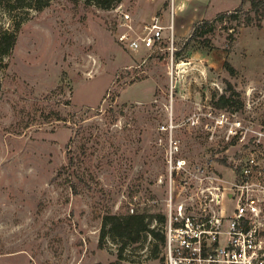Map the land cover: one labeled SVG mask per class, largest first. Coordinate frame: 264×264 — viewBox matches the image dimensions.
<instances>
[{
	"label": "rangeland",
	"instance_id": "rangeland-1",
	"mask_svg": "<svg viewBox=\"0 0 264 264\" xmlns=\"http://www.w3.org/2000/svg\"><path fill=\"white\" fill-rule=\"evenodd\" d=\"M241 2H184L174 19L173 53L169 30L152 51L124 49L114 9L75 7L69 0H52L40 10L0 6V28L20 22L17 44L0 68V264L116 261L120 242L106 238L100 246L102 216L106 209L125 214L145 207L164 214L170 135L188 162L211 160L230 176L245 150L227 142L225 130L214 129L205 116L219 113L211 98L224 92L226 81L244 102L236 114L226 112L229 118L252 126L247 140L264 133V20L261 27L244 25V14L240 25L214 21ZM121 5L139 23L160 14L163 25L170 24L168 0ZM207 20L213 21L210 32L191 37ZM195 114L201 116L196 127L190 125ZM262 147L248 152L260 156L264 169ZM69 150L77 158L70 179L60 171ZM123 257V264H159L164 245L148 235Z\"/></svg>",
	"mask_w": 264,
	"mask_h": 264
},
{
	"label": "built area",
	"instance_id": "built-area-1",
	"mask_svg": "<svg viewBox=\"0 0 264 264\" xmlns=\"http://www.w3.org/2000/svg\"><path fill=\"white\" fill-rule=\"evenodd\" d=\"M168 1V26L163 25L160 14L139 23L123 5L115 7L117 42L130 52L152 51L163 43L164 30H169L168 49L173 53L177 8L191 0H182L179 7L176 0ZM227 111L220 110L214 115L209 110L205 116L214 121V129L225 130L227 142L235 141L245 150L233 161L228 177L211 160L188 162L179 155V141L172 135L169 137L166 221L163 225L154 221L150 226L165 236V264H264V169L260 156L248 152L252 146L263 148L264 133L259 132L252 142L247 140L252 126H244L236 115L231 120ZM200 117L195 114L190 125L198 126ZM174 128L171 120L165 130L171 133Z\"/></svg>",
	"mask_w": 264,
	"mask_h": 264
},
{
	"label": "trees",
	"instance_id": "trees-1",
	"mask_svg": "<svg viewBox=\"0 0 264 264\" xmlns=\"http://www.w3.org/2000/svg\"><path fill=\"white\" fill-rule=\"evenodd\" d=\"M52 0H0V6H6L9 10H40L43 6L50 3ZM73 3L75 7L82 5L84 8L97 7L102 10H113L122 0H69ZM244 14L243 24L246 26L256 23L258 27L262 26V21L264 20V0H242L238 8L219 14L214 21L220 23H232L236 22L238 25L241 24L240 17ZM213 21H204L198 25L194 26L191 37H203L211 30V25ZM20 26V22L17 21L14 24L12 30L0 28V68H5V59L9 57L14 50L18 35L17 30ZM226 31L232 29L231 25H226L224 27ZM233 40V36H229ZM208 38H205L202 42L208 43ZM226 69L230 74L234 75V68L226 63ZM211 105L213 108L218 110H233L239 111L244 108V102L241 97V93L232 85L231 82L226 81V89L223 93H214L211 98ZM56 121H63L66 125L69 121L68 118L64 117L62 114H56ZM71 128V127H70ZM73 141V136L69 138L67 148H69L70 143ZM68 164L64 165L60 171L67 170L70 175L74 174V168L76 167L77 158H75L72 153L68 152ZM73 171V172H72ZM71 175L68 176V179ZM70 187L75 190L77 189V184L74 181H70ZM152 221H157L158 224L163 225L166 221V216L157 211H153L152 207H145L141 210L135 209L133 212H126L125 214L113 213L111 210L106 209L102 216V225L100 233V246L105 242L106 238H111L113 241L120 242V247L118 249V258L116 261L110 264H123V253L128 248L129 245L133 243L141 242L148 235L152 236L160 244L164 245L165 236L162 231L154 228L152 229ZM155 252L158 250V245H155ZM96 264H103L101 262ZM159 264H165V259L161 258Z\"/></svg>",
	"mask_w": 264,
	"mask_h": 264
}]
</instances>
